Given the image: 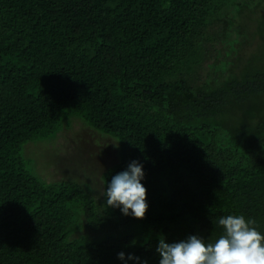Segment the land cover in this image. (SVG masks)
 Listing matches in <instances>:
<instances>
[{
	"label": "trees",
	"instance_id": "1",
	"mask_svg": "<svg viewBox=\"0 0 264 264\" xmlns=\"http://www.w3.org/2000/svg\"><path fill=\"white\" fill-rule=\"evenodd\" d=\"M74 121L115 141L100 199L23 153ZM133 159L141 219L103 197ZM228 214L264 233V0H0V264H158Z\"/></svg>",
	"mask_w": 264,
	"mask_h": 264
},
{
	"label": "clouds",
	"instance_id": "2",
	"mask_svg": "<svg viewBox=\"0 0 264 264\" xmlns=\"http://www.w3.org/2000/svg\"><path fill=\"white\" fill-rule=\"evenodd\" d=\"M143 179L142 163L131 160L105 184L104 204L118 209L122 215L143 218L148 206ZM217 224L222 226V234L210 243L197 235L175 242L158 238L155 247L158 264H264V233L258 231L252 218L228 214L221 216ZM116 257L122 264L127 261L147 264L145 259L132 253L125 257L123 251L117 252Z\"/></svg>",
	"mask_w": 264,
	"mask_h": 264
},
{
	"label": "rangeland",
	"instance_id": "3",
	"mask_svg": "<svg viewBox=\"0 0 264 264\" xmlns=\"http://www.w3.org/2000/svg\"><path fill=\"white\" fill-rule=\"evenodd\" d=\"M42 143H27L23 146V153L34 161L35 171L43 181L72 180L86 184L92 189L94 197L100 199V175L117 161L113 139L74 121L68 129L61 130L51 143Z\"/></svg>",
	"mask_w": 264,
	"mask_h": 264
}]
</instances>
